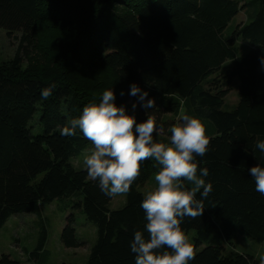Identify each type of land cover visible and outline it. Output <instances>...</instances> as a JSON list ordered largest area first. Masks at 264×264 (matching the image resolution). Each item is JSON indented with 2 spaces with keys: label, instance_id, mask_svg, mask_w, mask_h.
Segmentation results:
<instances>
[{
  "label": "trees",
  "instance_id": "obj_1",
  "mask_svg": "<svg viewBox=\"0 0 264 264\" xmlns=\"http://www.w3.org/2000/svg\"><path fill=\"white\" fill-rule=\"evenodd\" d=\"M240 11L245 19L229 25ZM0 29L17 40L13 56L0 60V228L15 213L41 217L42 203L66 198L64 247L84 245L74 226L78 211L96 233L85 264H135L130 243L146 223L140 206L146 194L138 187L162 166L141 162L123 205L111 209L112 197L72 162L93 151L92 142L78 129L75 136L61 135L85 105L99 103L112 88L116 103L137 122L154 118L156 142L170 143L182 109L202 119L210 148L196 159L198 168L209 170L202 178L212 190L203 215L181 224L187 237L192 232L189 264H260L255 255L226 254L224 245L239 235L264 242V195L249 173L264 163L254 149L264 139V0H0ZM133 83L155 108L137 105L133 112ZM51 84L52 95L44 99L41 91ZM233 88L236 102L229 104ZM35 114L41 131L33 134ZM40 222L26 261L2 253L0 264H40L47 240Z\"/></svg>",
  "mask_w": 264,
  "mask_h": 264
},
{
  "label": "clouds",
  "instance_id": "obj_2",
  "mask_svg": "<svg viewBox=\"0 0 264 264\" xmlns=\"http://www.w3.org/2000/svg\"><path fill=\"white\" fill-rule=\"evenodd\" d=\"M261 64L264 65V57ZM54 88L55 84H51L42 89L41 96L47 99ZM128 94L136 98L133 112L137 105L145 110L156 106L147 91L135 83L130 85ZM77 129L94 145L84 159L87 174L98 181L101 192L110 198L130 192L140 176L141 162L154 159L162 166L155 176L156 189L147 193L140 205L146 223L144 231H135L130 243L135 264H189L194 260L195 250L181 224L185 217L203 215L204 199L212 190V184L202 178L209 175V170L198 168L196 159L205 156L210 148L202 119L182 114L181 123L170 130V143L156 142L154 134H159L160 126L154 118L148 115L146 120L137 122L125 105L116 103V93L109 88L103 91L99 103L85 105L82 114L73 118L61 135L75 136ZM254 149L264 154V139H258ZM249 173L256 191L264 195V163L252 166ZM185 181L194 186L189 189ZM260 264H264V257Z\"/></svg>",
  "mask_w": 264,
  "mask_h": 264
},
{
  "label": "rangeland",
  "instance_id": "obj_3",
  "mask_svg": "<svg viewBox=\"0 0 264 264\" xmlns=\"http://www.w3.org/2000/svg\"><path fill=\"white\" fill-rule=\"evenodd\" d=\"M245 19L244 12L240 11L238 15L233 17L229 25H234L237 21H243ZM17 47V40L12 36H7L4 30L0 29V60H8L13 56ZM236 88V87H235ZM233 88L226 96V100L229 104L236 102V89ZM181 113L175 118L179 120ZM37 114L31 119V132L33 134L41 131L40 125L36 122ZM166 116L172 117L167 114ZM92 151H83L78 153L73 159V165L76 168H85L84 159ZM157 173H153L149 180L139 186L138 189L147 194L150 191L156 189L158 182L155 180ZM124 203V194L112 197L110 201V208L117 209ZM70 212L69 200L57 199L50 203H42L40 205L41 217L32 213H15L11 215L0 228V255L2 253L11 255L12 258L26 261L27 254L33 250L37 244L39 231H40V218L43 220L46 232L47 240L43 246V253H41L38 263H75L85 264L90 246L96 238L94 225L85 220L82 214L78 211H74L77 236L84 242V245L76 248L64 247L60 241V231L65 222V218ZM189 232L188 238L191 239ZM224 252L231 255L237 253H247L255 255L258 258L264 257V242H258L252 240L246 236L239 235L231 244L224 245Z\"/></svg>",
  "mask_w": 264,
  "mask_h": 264
}]
</instances>
